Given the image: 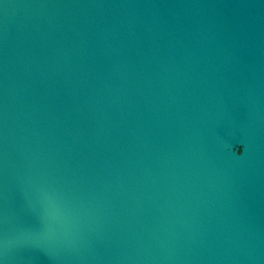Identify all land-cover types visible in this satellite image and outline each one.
<instances>
[{
    "label": "water",
    "instance_id": "1",
    "mask_svg": "<svg viewBox=\"0 0 264 264\" xmlns=\"http://www.w3.org/2000/svg\"><path fill=\"white\" fill-rule=\"evenodd\" d=\"M0 264H264V0H0Z\"/></svg>",
    "mask_w": 264,
    "mask_h": 264
}]
</instances>
